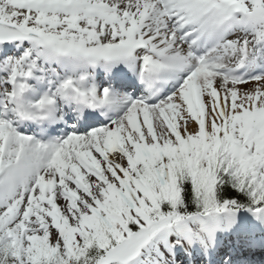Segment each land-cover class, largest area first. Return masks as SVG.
<instances>
[{
	"label": "snow or ice",
	"instance_id": "obj_1",
	"mask_svg": "<svg viewBox=\"0 0 264 264\" xmlns=\"http://www.w3.org/2000/svg\"><path fill=\"white\" fill-rule=\"evenodd\" d=\"M0 264H264V0H0Z\"/></svg>",
	"mask_w": 264,
	"mask_h": 264
}]
</instances>
